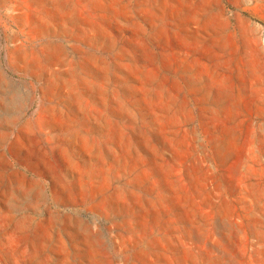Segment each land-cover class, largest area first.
Here are the masks:
<instances>
[{
  "label": "rangeland",
  "instance_id": "rangeland-1",
  "mask_svg": "<svg viewBox=\"0 0 264 264\" xmlns=\"http://www.w3.org/2000/svg\"><path fill=\"white\" fill-rule=\"evenodd\" d=\"M0 264H264V0H0Z\"/></svg>",
  "mask_w": 264,
  "mask_h": 264
}]
</instances>
